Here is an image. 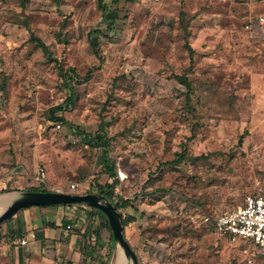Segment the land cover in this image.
Returning a JSON list of instances; mask_svg holds the SVG:
<instances>
[{"label":"rangeland","instance_id":"obj_1","mask_svg":"<svg viewBox=\"0 0 264 264\" xmlns=\"http://www.w3.org/2000/svg\"><path fill=\"white\" fill-rule=\"evenodd\" d=\"M102 5L111 29L98 0H0V196L98 193L114 165L127 176L113 198L127 203L118 211L139 264H264L254 245L220 239L212 224L264 185V0ZM71 95L56 114L66 124L50 119ZM75 127L109 146L85 144ZM74 213L87 264H114L102 217ZM9 221L0 264H25Z\"/></svg>","mask_w":264,"mask_h":264},{"label":"crops","instance_id":"obj_2","mask_svg":"<svg viewBox=\"0 0 264 264\" xmlns=\"http://www.w3.org/2000/svg\"><path fill=\"white\" fill-rule=\"evenodd\" d=\"M75 208L76 206L58 205L30 207L18 211L7 225L15 238L13 243L16 245L15 253L19 262L87 264L84 235L81 236L72 226L71 220L74 217ZM67 225L71 226L69 230L66 229ZM22 239L27 240L26 245H20ZM252 249L260 256H264V249L258 247ZM86 251H88L87 248Z\"/></svg>","mask_w":264,"mask_h":264},{"label":"water","instance_id":"obj_3","mask_svg":"<svg viewBox=\"0 0 264 264\" xmlns=\"http://www.w3.org/2000/svg\"><path fill=\"white\" fill-rule=\"evenodd\" d=\"M84 205L100 211L106 218L112 239L122 251L127 264H139L135 252L124 237L122 217L115 205L100 193L74 194L59 191H19L0 212V225L19 210L30 207Z\"/></svg>","mask_w":264,"mask_h":264},{"label":"built area","instance_id":"obj_4","mask_svg":"<svg viewBox=\"0 0 264 264\" xmlns=\"http://www.w3.org/2000/svg\"><path fill=\"white\" fill-rule=\"evenodd\" d=\"M114 179L123 182L127 179L126 174L121 169L115 170ZM4 173L0 168V188L4 186ZM77 185H71L74 190ZM90 211L87 207H82V214L79 218L84 221L86 215ZM209 219L205 218V222ZM214 231L217 236L222 239L226 238L230 241L243 240L253 244L255 247L264 249V185L256 192L247 195L242 205L235 209L222 213L212 220ZM70 225L66 229L69 230ZM27 240H20V245H26Z\"/></svg>","mask_w":264,"mask_h":264},{"label":"trees","instance_id":"obj_5","mask_svg":"<svg viewBox=\"0 0 264 264\" xmlns=\"http://www.w3.org/2000/svg\"><path fill=\"white\" fill-rule=\"evenodd\" d=\"M102 2H103V0H98L99 8L102 11L103 17H104L105 22L107 24V28L111 29L113 27L114 18H113L112 15H110V13L107 12L106 8L102 5ZM31 40L36 43V45H35L36 48H39L43 52V54L46 56V58L52 59L48 47L39 38L31 37ZM88 41H89V44H90V47H91L93 53L95 55L99 54V50H98L96 44L92 41V38L90 36L88 38ZM69 72H74V70L68 69L67 71H64L62 73V78L64 79V81L67 80V77L70 74ZM89 75H90V71H88L86 77H88ZM178 80L181 83H183L187 88H189V83H188V81H187L185 76H182V77L178 78ZM71 105H72V95L65 100L64 104H62V105L60 104V105H56L54 107H51L48 110L49 118L54 120V121H56V122H59V123H62V124H66V121L64 120V118L63 117H57L56 114L58 112H62L64 110L70 108ZM75 130L82 137V141L85 144H88L89 146H92V147L101 146V147H103L105 149L109 146V140L106 139L105 136L96 135L95 137H91V135L84 133L78 127H75ZM182 160H184V157L180 156L179 158L174 160L172 162V164L180 163ZM191 160H194V158H191ZM107 172L111 175V177L113 178V181H112L111 184H106L105 186H98L97 192L100 193L101 195H103L109 201H111L115 205L116 209L118 210L120 208L125 207L127 205V203L125 201H115L114 198H113L114 185L117 183V180L114 179V176L116 174L114 165H107ZM28 191H44V192H46V190H40V189H28ZM70 206H77V207H80V208L87 207V206H84V205H70ZM87 208H89V207H87ZM89 209H90V211L88 212V214L91 215L92 212H95L96 214L101 216L102 219L104 220L107 228L110 230L105 216L100 211H98L96 209H93V208H89ZM65 223L66 222H64V224ZM126 224H127V221L122 219L123 233H124V226ZM99 236H100L99 232L96 231L95 232V237H96L95 240H97L96 242H98L100 240ZM110 241H111L110 248H113L115 243H114V241L112 239V235L111 234H110ZM87 247H88V245L84 246V252L85 253L87 252L86 251ZM114 264H115V260H114Z\"/></svg>","mask_w":264,"mask_h":264},{"label":"bare ground","instance_id":"obj_6","mask_svg":"<svg viewBox=\"0 0 264 264\" xmlns=\"http://www.w3.org/2000/svg\"><path fill=\"white\" fill-rule=\"evenodd\" d=\"M14 196L15 194L0 196V212L4 208V206L8 203V201L12 199ZM115 264H127L120 249H118Z\"/></svg>","mask_w":264,"mask_h":264}]
</instances>
